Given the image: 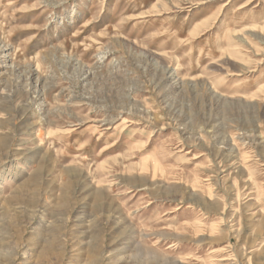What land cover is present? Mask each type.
Wrapping results in <instances>:
<instances>
[{
  "label": "rangeland",
  "instance_id": "rangeland-1",
  "mask_svg": "<svg viewBox=\"0 0 264 264\" xmlns=\"http://www.w3.org/2000/svg\"><path fill=\"white\" fill-rule=\"evenodd\" d=\"M0 264H264V0H0Z\"/></svg>",
  "mask_w": 264,
  "mask_h": 264
}]
</instances>
